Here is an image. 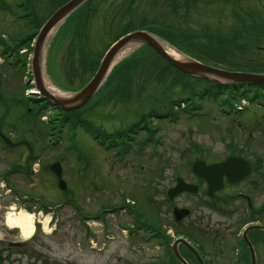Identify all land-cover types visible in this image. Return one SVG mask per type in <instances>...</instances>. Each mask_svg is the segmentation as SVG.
<instances>
[{
	"label": "rangeland",
	"instance_id": "374dc122",
	"mask_svg": "<svg viewBox=\"0 0 264 264\" xmlns=\"http://www.w3.org/2000/svg\"><path fill=\"white\" fill-rule=\"evenodd\" d=\"M6 1L8 2V7L4 11L0 10V33L5 34L7 42L10 43V45L15 38L27 33L31 34L35 29V23H41V21H44L48 16L47 12L50 8L49 0H32L31 3H33L32 5L35 7L37 18H35L34 13V19H32L31 22H28L26 18L20 17L22 15L21 10L13 4L14 0ZM261 1L262 0H240L237 5L233 6L227 4L224 0H190V5H188L189 7L187 9L184 7V1L181 0V3L179 1H174V5H172L171 0H136L135 9H132V7L127 4L128 0H118L115 1L114 4H110L109 0H99L96 1V4L99 3L97 8L98 13L92 17V26L87 29V39L84 49L92 58L99 59L116 32L121 29L124 31L126 25L132 27L131 29L147 28L149 30H155V25L151 24V22L155 24L159 23L162 26L179 28L183 31L195 30L198 32L201 28L206 26L209 30L217 31L221 29L226 31V29H229L230 32V30L236 29L239 26V24H237L238 18L235 17L232 19V16H246L244 14L252 12L253 3L260 9ZM262 2L264 4V0ZM113 5L114 9H112ZM130 5H132V3ZM116 14H118V16H116ZM130 14L132 15L129 16ZM261 14H264V11ZM141 20L142 23L140 22ZM242 30L244 34H248L249 31H255L253 27ZM258 33L262 35L261 40L253 43V45L246 43L244 45L246 48L245 51H243L242 48H236L230 51L234 59L237 58L236 55H239L240 61L235 60V63L238 62L242 65V63L251 59H259L264 62V29H260ZM67 35L68 33H66L65 29L60 32H52L51 42L46 52L43 53L44 75L55 87L64 90H74L79 88L83 82L90 77V73L89 70L81 66L80 62H82V57H79V51L76 49L74 52L72 49L73 46L68 43L69 40L65 41ZM260 45L262 46L261 49L256 47ZM135 48L128 49L121 59L126 58ZM71 58H73L72 61ZM1 61L2 58H0V62ZM160 61L157 60V63H161ZM73 67L79 70V72L74 70ZM0 68L2 70L4 69V72L7 74V79L0 90V122L4 128L8 125L6 131H10L17 137H23L22 131L28 129L25 138L28 140V143L32 142L35 152L41 156L40 159L42 158L44 164L53 162L55 159L60 161L63 169V175L61 177L67 179L69 193L75 192L76 188H80L77 182L78 178L73 176L74 172L77 170V166H80V168L86 167L87 175L83 179L84 184L87 185L86 191L82 192V195L79 196L80 192L78 190L77 196H74V194H71V196L77 200L79 205L82 203V206L86 207L87 210H96L106 197L107 200L109 198V201L118 200L115 195H113L114 187L111 189L112 192L108 194L101 188L103 183V169L105 166L115 165L110 170L112 174H115L120 169L122 172H130V174L133 173L132 171H134V169L142 173L143 168L140 167L137 161L125 162L124 166V163L120 164L119 162H115L116 160L110 155L112 151L110 154L106 151L102 154L99 147L96 148V146L93 145V141L91 142L86 136L78 134V129L75 130L76 135H70L64 128L66 124L60 125L61 131L57 126L55 129V134L56 132L58 134V131L64 134L62 135L63 137L60 140V144L57 146L48 145L47 130L51 128L52 125L40 120L38 114L43 110L35 106V104L30 103L27 97L24 96L26 90H30L31 88L25 90L23 70L20 66L13 67L12 70L2 63H0ZM156 68V65L152 64L147 70L149 74H153L156 72ZM165 72L166 74L162 79L152 86H149L147 84L148 80L146 81L143 79L142 81L140 78V70H137L134 73L136 75L133 76V80L129 83L131 85H127L125 88L127 93L128 89L137 90L139 86H141V82H146L142 86H144L143 89L147 87L149 88L148 90H151L150 95L147 90L142 94L135 95V93L134 95H130L128 98L126 96L122 97L117 103L114 99L107 103L105 100L102 104H99L100 106L97 109L87 110V117L95 124L100 125V127L106 126L113 128L114 121L116 120L118 121L121 119L127 123L130 121L132 116L130 112L131 108L129 107L127 110V106H132L133 104L139 106L143 104L141 106L142 108L145 106L144 109H149L151 105L155 111L159 110L161 106H164V108H162V113H165L166 108L168 110L170 109L171 103L172 107H174L173 110H177V120L174 122L161 120L159 122L157 121V123L154 122V118L151 120L152 123L159 127L157 134L164 142L162 146L158 147L157 152L161 154L156 156V158L162 160L167 159L172 162V167L169 169L166 176L158 179V182H156L158 190H162L171 183L169 174L172 168L176 169L177 167H181L176 163L178 155L181 154V152L187 154L189 158L199 153H203L204 155L209 153L210 155L206 156L213 159L231 153L233 146L236 145V149H241L243 153L247 155H264V143L259 131H257V129H252V133L251 130L248 129V132L252 133L248 134L242 127L246 125L252 128L255 122H257L258 129L263 132L264 106L257 108L250 104L243 112L237 115L222 117L220 113L217 112L216 104L206 97H201L200 99L194 96L190 100H187L188 94L186 92H181L180 85L175 87L171 86L170 88V78L175 75L177 76V74L171 69ZM57 84H63L65 87H60ZM167 84L169 88L166 92L164 88ZM202 86H205V83H200L197 88L201 89ZM28 94L32 95L31 93ZM196 94L199 95V92ZM238 94H240L239 91ZM224 97H226V94ZM238 97L233 98V100L238 101L240 99L239 102L231 101V103L241 106L242 102H245V100H241L243 96H240V98ZM182 103H184V107H187V105L193 106L196 103L199 105L201 104L200 115L202 116H188V114L183 111L184 107L180 108L182 107ZM228 104L230 103L228 102ZM44 114L51 119L52 116H50V114L52 115L54 113L45 112ZM104 119H109V121H104ZM14 122H17V124L14 125ZM37 131L41 132V135H38L39 137L37 136L38 146L36 140L33 139ZM144 134L143 132L138 133L136 139L141 140ZM246 139L248 140V144L244 142ZM132 145H134V143ZM36 146L38 148H36ZM147 147H149V145H147ZM4 151L10 153L9 151ZM74 152L88 154L90 157L86 156L88 160L87 163L85 164V159L82 156L75 157L76 153ZM148 153L149 151L145 154ZM130 156L133 157L135 154H130ZM73 158L77 159L78 165L75 164ZM136 159H138L140 163H143V154ZM36 163H38V161ZM39 163L41 164V162ZM132 165H134V169ZM38 168L41 169V166H37V169ZM81 173V171H78L77 175ZM42 174L43 175L38 176L35 175L29 179L18 178V184L20 185L19 190H21L23 192L22 194L25 196H29V194L32 193L43 194L41 199H43L47 205H56L57 207L61 199L65 197V194L63 195L62 192L56 188L53 183L56 179L53 178L54 176L47 168L44 169ZM39 176L44 179L41 190L38 189V187L40 188L43 181L41 180V183L38 182ZM32 183H34L33 186ZM33 187H35V191L31 189ZM90 190L91 192L93 190L91 196ZM111 195L112 198H110ZM67 196H70V194ZM8 199H10L9 196L0 195L1 203H4ZM155 199L157 201H155ZM155 199H153L154 205L151 208H155L156 212L150 210L148 207H143V210H139L136 216H139V219H141L140 222H145L147 225H155L154 216L158 219L157 224L162 228L165 234H169V230L172 233L171 224L173 221L170 217L171 214L168 213L170 207L167 209L163 205L164 201L161 192H158ZM142 201L146 203V200L141 198L138 199L140 205L143 204ZM182 202H184L183 196L177 199V203ZM12 206L14 207L13 204ZM168 206L169 204H167V207ZM6 211H10V209H6ZM40 212L41 215L39 216H37V213L35 214V220H38L39 225L37 226L36 223L34 229L35 235L34 238L31 237V239L24 238L18 228H11L6 225L5 216L2 217L0 215V264H156L169 258L168 255H166L167 253L165 254L158 241L155 239L145 240V237L143 238L142 235L141 238L124 236L125 233L121 230L120 224L123 220L129 221L128 218L124 216H118L117 218L110 215L107 217L109 225V230L107 231L108 237H103L106 232L99 221L90 220L89 222L92 227L91 234L88 237V242L85 243L82 240L83 230L80 227V220L77 218L78 215L69 204H61L56 210L53 209ZM44 220H50L46 228H43L41 224ZM174 236H176V234H174ZM10 241H22L24 242V246L20 249H10L7 244ZM233 246L234 244L231 242L228 246L230 248L228 253L234 250ZM263 255L264 253L262 254L261 260H264Z\"/></svg>",
	"mask_w": 264,
	"mask_h": 264
},
{
	"label": "trees",
	"instance_id": "16d2710c",
	"mask_svg": "<svg viewBox=\"0 0 264 264\" xmlns=\"http://www.w3.org/2000/svg\"><path fill=\"white\" fill-rule=\"evenodd\" d=\"M53 1L56 0H52V2ZM174 1L175 0L172 1V4H175ZM238 2H240V0L236 2L234 0H228L227 4L235 6L238 4ZM252 6V12L246 14L248 18L243 16L242 23H240L238 28L233 29L231 32H229V29H226V31L221 29L217 31L209 30L206 26H204L203 29L199 30L198 32L195 30L183 31L179 28H173L169 26L166 28L163 27L162 30L166 36L165 38L170 40L176 46V48L186 53V55L189 54L193 57H198L199 60H206L205 62L227 69H243L249 71L251 69L255 71H264L263 61H260L259 59H251L240 65L238 62H234L235 60L240 61L239 55H236L237 58L234 59L233 54L230 53L231 50L236 48H242L243 51H245L246 48L244 45L246 43L253 45V43L261 40L262 35H260L261 33L258 32H260V29H264V14H261L263 10L257 8L258 6L254 3ZM260 6L262 8V2L260 3ZM90 10L91 9L89 6L85 4L80 9H78L70 19V23L72 24V32L74 33L75 37L79 38L81 36L80 31H82V28L84 27L83 24L85 20L91 16L89 13L91 12ZM249 27H253L255 31H249L248 34H244L242 29H250ZM72 46L74 52L77 49L80 53L79 57H82V62H80L81 66L89 70V73L93 72L98 63V58H92L91 55L83 48H81V51L77 46ZM256 47L261 49L262 46L260 45ZM152 53L156 55L147 47H140L134 53H132L127 60H123L118 65H116L112 71H110V78L109 81H107L109 86L105 87L107 89V93L105 91L102 92L98 103L111 98H115L116 100H120V98L125 96L128 98L130 95L124 91L126 90L125 88L127 85H131L129 83L131 80H133V76L136 75L134 73L137 70H140V78H144L146 81L148 80L147 84L149 86H152L154 83L162 79L164 74V70L160 69L162 67L156 68L157 70L153 74H149L147 70L151 65L148 61L152 59ZM72 60L73 58H71V61ZM74 70L79 72V70L76 68H74ZM173 71L177 74V76L175 75L170 78V88L171 86L175 87L180 85V89L182 90L181 92H186L188 94V97L186 98L187 100H190L193 96H195L196 92L198 91L199 93H206L209 95V97L211 95H219L220 97L227 99L229 103L233 100V98H236L239 95H246V92L239 90L236 85L229 86V84L225 85L206 80L204 81L205 86H202L201 89H198L197 86L200 83L199 79L192 83L185 74L179 72L176 69ZM145 83L146 82L143 84ZM143 84L139 86L138 90H143ZM168 88L169 87L167 84L165 85L164 90L167 92ZM238 91H241L240 94H238ZM225 94L227 98L224 97Z\"/></svg>",
	"mask_w": 264,
	"mask_h": 264
},
{
	"label": "flooded vegetation",
	"instance_id": "af4514ba",
	"mask_svg": "<svg viewBox=\"0 0 264 264\" xmlns=\"http://www.w3.org/2000/svg\"><path fill=\"white\" fill-rule=\"evenodd\" d=\"M1 123V122H0ZM3 126L0 124V130L6 136L10 137L15 144V149L20 150L18 159L28 161V155L24 150L23 139H14L8 133H6ZM264 156V155H262ZM40 159L38 158V161ZM12 159L2 153L0 150V170L12 166ZM209 163V162H208ZM257 160L252 162V168L244 177L237 178L234 181H227V177L223 176L222 186L218 190H214L211 194L208 190L207 181L197 175H191L187 182L194 183L197 185V190L194 194H187L186 196L188 204L193 208L192 214L189 213L185 219H182L179 223L181 224V231L183 237L189 243L190 237L196 234V246L198 253L203 257L205 264H237L235 261V253L238 252L239 248H235L231 253H228L230 248L224 249L223 242L228 234L237 239V230H240L239 237L244 232V227L255 224L264 226V166L255 168ZM264 164V160L261 161ZM41 164L39 163L40 167ZM28 163L24 165L20 164V172L15 170L16 174L10 177V185L17 189L20 187L18 184V178L22 177V172H28ZM6 171V170H5ZM36 175L41 171L40 168L36 170ZM39 182V179H38ZM34 183H32V186ZM177 195L171 199L173 202ZM184 204V206H188ZM174 206V205H173ZM6 207V206H4ZM2 208H0V214ZM224 232H228L224 234ZM249 240L262 241V251L260 256L256 254L257 264H264V260H261L262 254L264 253V229L257 230L255 232L247 233ZM182 251L185 257L191 264L194 255L192 251L186 246L181 244ZM256 248H258L256 244ZM264 256V255H263ZM244 262V261H243ZM242 262V263H243ZM198 264V263H197ZM239 264V263H238Z\"/></svg>",
	"mask_w": 264,
	"mask_h": 264
},
{
	"label": "water",
	"instance_id": "95a60500",
	"mask_svg": "<svg viewBox=\"0 0 264 264\" xmlns=\"http://www.w3.org/2000/svg\"><path fill=\"white\" fill-rule=\"evenodd\" d=\"M85 0H68L64 3L61 8H58L47 20V22L43 25L42 29L38 33L33 52L32 59V71L35 79V87L40 92L41 96H45L49 100L52 101L55 105H58L64 110H69L73 108H78L91 98V96L96 92L99 88L103 80L105 79L108 71L111 67L112 61L115 58L118 50L123 48L129 44H146L154 49L163 59L167 60V62L178 68L179 70L185 72L190 76H197L202 78H207L210 80H216L223 83H233V82H253V83H264V74L263 73H252V72H240V71H228L224 69H220L219 67H212L201 63L195 59L190 57H186V55L182 54L180 58H176L171 55L167 49L162 44L161 40L156 38L151 33L146 31H136L131 34H128L118 40L103 56L100 64L95 71V74L91 78L87 84L77 92L70 93L66 96L60 97L50 93L43 85L42 79V53L43 49L46 46L47 40L49 39L50 32L69 14L71 11L76 9ZM1 80V76H0ZM58 164L52 165V170L60 176V167ZM248 165L242 159L237 157L227 158L225 161L206 166L203 162H196L193 166L194 171L204 175L205 172H209L208 170H220V171H228L233 169H247ZM216 174L215 172L206 173V176H212ZM226 174V175H227ZM220 177L221 174L217 173L215 175ZM60 188H64V184L60 182ZM15 245H20L16 243ZM176 254V251H174ZM180 261L182 259L176 254ZM183 262V261H182ZM184 263V262H183ZM254 264V263H253Z\"/></svg>",
	"mask_w": 264,
	"mask_h": 264
},
{
	"label": "bare ground",
	"instance_id": "6f19581e",
	"mask_svg": "<svg viewBox=\"0 0 264 264\" xmlns=\"http://www.w3.org/2000/svg\"><path fill=\"white\" fill-rule=\"evenodd\" d=\"M164 45V47L167 49V51L175 56L176 58H180L182 56L181 53H179L178 51H176L174 48H171L170 46H168L167 44L165 45V43H162ZM130 46H127L124 48H122L118 54L115 57V60L120 57L122 54H124L127 49H129ZM44 52V49H43ZM44 85L46 86V88L54 93V95L56 96H64L63 93H61L57 87H55L46 76H44ZM34 216L32 215V213L26 212L24 210H17V211H10L6 214V224L9 227H15V228H19L22 236L24 238H29L31 237L33 230H34ZM44 224L46 225V220L44 221Z\"/></svg>",
	"mask_w": 264,
	"mask_h": 264
}]
</instances>
